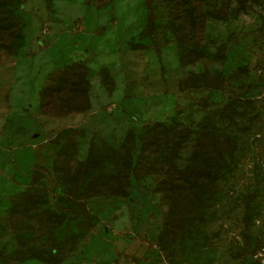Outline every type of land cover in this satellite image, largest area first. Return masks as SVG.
Returning <instances> with one entry per match:
<instances>
[{
	"label": "rangeland",
	"instance_id": "obj_1",
	"mask_svg": "<svg viewBox=\"0 0 264 264\" xmlns=\"http://www.w3.org/2000/svg\"><path fill=\"white\" fill-rule=\"evenodd\" d=\"M99 2L0 0V250L8 264H258L264 0H180L174 16L158 3L159 54L144 0ZM76 60L88 69L89 106L54 115L73 92L51 78ZM143 118L160 121L143 132L144 165L161 163L179 138L172 168L207 164L209 174L170 184L139 169L124 194L84 197L90 174L118 178L128 128ZM27 190L46 203L12 207Z\"/></svg>",
	"mask_w": 264,
	"mask_h": 264
},
{
	"label": "trees",
	"instance_id": "obj_2",
	"mask_svg": "<svg viewBox=\"0 0 264 264\" xmlns=\"http://www.w3.org/2000/svg\"><path fill=\"white\" fill-rule=\"evenodd\" d=\"M180 0H144V5L146 9V28L150 38V46L154 48L156 54H159L158 42L156 39V5L161 3L162 7L167 11L168 14H173L177 12V6ZM190 2V0H184ZM109 0H100L99 6H103L108 3ZM197 21L191 18V31H193V36H196L199 30ZM138 48V46H137ZM87 66L82 60L73 61L70 64L60 66L56 69L55 78L51 80L56 81L59 87L68 86L73 92L72 98L67 100V105L60 107L57 113L54 115H65L68 113L82 111L88 108L89 103L85 99V88L87 87ZM49 92L51 89H47ZM46 92V90H45ZM47 93V92H46ZM160 121L157 119H147L143 118L139 121L137 125H132L128 128L127 135L125 139L130 140L129 145L126 147L123 156L122 170L118 172V178L113 182L102 183L101 178H99L98 173L90 174L88 186L84 189V197L91 195H121L124 194V186L127 184H132V181L136 179L139 169H144L145 172H160L163 175V180L170 184H178L180 179L185 181H190L192 177L196 178L200 175L207 176L209 174V169L207 164L201 165H190L186 164L180 168H172L170 162V157L177 151L179 146V138L174 139L171 143L167 144L162 153L161 163L149 162L147 165L142 163V158L144 156V149L150 142V137L143 135V132L151 131L158 128ZM75 131H71V134ZM63 147H60L57 151V158L60 156ZM111 148V147H109ZM56 159L52 163L54 169V174H56ZM85 159L78 160L79 163H83ZM38 168L43 170H48L47 165H38ZM99 173L102 174V169L100 168ZM56 184L60 183L55 176ZM47 195L42 194L38 190H27L18 194L11 199V206H20L24 211L30 210L35 206V204L46 203ZM88 224V228L92 227V220L88 215L84 217ZM255 252V251H254ZM1 259L8 264V255L0 250ZM132 260H138L139 258L131 255Z\"/></svg>",
	"mask_w": 264,
	"mask_h": 264
},
{
	"label": "built area",
	"instance_id": "obj_3",
	"mask_svg": "<svg viewBox=\"0 0 264 264\" xmlns=\"http://www.w3.org/2000/svg\"><path fill=\"white\" fill-rule=\"evenodd\" d=\"M255 256L258 260V264H264V244L261 245L259 250L255 253Z\"/></svg>",
	"mask_w": 264,
	"mask_h": 264
}]
</instances>
